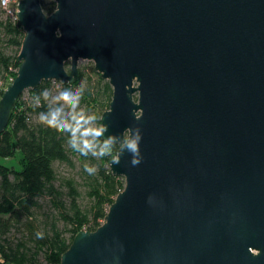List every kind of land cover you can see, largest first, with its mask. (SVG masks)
<instances>
[{
    "label": "water",
    "instance_id": "water-1",
    "mask_svg": "<svg viewBox=\"0 0 264 264\" xmlns=\"http://www.w3.org/2000/svg\"><path fill=\"white\" fill-rule=\"evenodd\" d=\"M42 1L17 6L0 134L25 91L72 85L79 61L112 89L104 137L142 133L139 165L108 161L124 189L104 222L59 264H264V0Z\"/></svg>",
    "mask_w": 264,
    "mask_h": 264
},
{
    "label": "trees",
    "instance_id": "trees-1",
    "mask_svg": "<svg viewBox=\"0 0 264 264\" xmlns=\"http://www.w3.org/2000/svg\"><path fill=\"white\" fill-rule=\"evenodd\" d=\"M55 8L52 0L42 1L46 15ZM23 39L24 32L17 20H0V80L5 82L0 97L9 86L8 80L16 77ZM66 66L68 69L69 64ZM96 76L98 84L94 87L90 84L91 76L78 70V79L72 86L83 84L84 99H89L97 109L108 110L112 89ZM49 86L50 81L42 82L29 90L32 100ZM40 99L43 107L33 108L32 101L27 105L21 95L6 130L0 134V264H59L62 254L81 231L93 232L104 222L109 207L124 189V179L113 176L108 168L112 156L96 161L95 175L82 168L79 180L58 176L55 165L71 164L70 154L79 153L68 148V133L32 120L33 115L48 108L56 109L47 98ZM118 148L113 150V156ZM80 158L88 162L92 159L90 154ZM10 159H16L18 166L3 163ZM41 199L52 202L53 215H39ZM38 231L44 233L43 239L36 238Z\"/></svg>",
    "mask_w": 264,
    "mask_h": 264
},
{
    "label": "clouds",
    "instance_id": "clouds-1",
    "mask_svg": "<svg viewBox=\"0 0 264 264\" xmlns=\"http://www.w3.org/2000/svg\"><path fill=\"white\" fill-rule=\"evenodd\" d=\"M59 11V9H58ZM20 13V10H19ZM59 34V32L57 33ZM71 87V86H69ZM85 86L82 84L80 87L75 88V93L70 94L68 89L60 91L58 99L63 100L67 104L79 105L81 99L84 96ZM46 94H50V91L45 89L39 95L35 96L32 100V107L38 108L43 107L41 104V97L47 98ZM62 109L48 108L46 111H42L38 115L39 122L50 128H55L57 131L68 133V143L70 147L79 153L81 156L87 157L91 154L96 159H102L104 157L112 156L111 163L119 164L122 154L127 151L131 154V164L137 166L142 161L140 152V142L142 140V133L139 127L126 128L122 134H109L106 138L104 137L105 132L108 131V125L105 123L97 124V116L91 114L87 120L82 121L80 118L77 119L76 125H73L68 118L61 115ZM136 120H140L142 116H137L136 111L134 112ZM94 122L95 127L88 130L87 135L91 136L92 139L89 141L84 138L83 134L77 137L75 133L80 130L82 123ZM119 145L118 155L113 156V150ZM84 171L89 175H95L98 171L96 165L85 164ZM37 239H43L44 233L38 231L36 233ZM249 248V252L253 256L259 255V251L256 249L253 253Z\"/></svg>",
    "mask_w": 264,
    "mask_h": 264
},
{
    "label": "rangeland",
    "instance_id": "rangeland-1",
    "mask_svg": "<svg viewBox=\"0 0 264 264\" xmlns=\"http://www.w3.org/2000/svg\"><path fill=\"white\" fill-rule=\"evenodd\" d=\"M44 1H46V0H44ZM5 19H6V16L2 12V10L0 9V20L2 21ZM78 70H82L89 77L91 76L90 77V78H92L91 83H90L91 86H94V87L97 86L98 78H97L96 74L99 77H100V75L94 71L93 62H91V61H79ZM104 81L107 82L106 80H104ZM0 82L5 84V82L2 80H0ZM85 85H87V84H85ZM69 86H71V87H69ZM65 88L68 89L70 94L75 93L76 87H73L72 85H69V84L64 85V83H62V82L50 81V86L47 89L50 91V94H46L47 102H49V104H51L56 109H62L61 115L65 118H68L73 125H76V123H77V119H75V118H80L82 121H84V120H87V118L91 114H95L97 116V118H98L97 124H100V117H101L100 114L105 112L107 109L104 107L102 109H99V108L97 109L94 106V103H90L89 99H84V96L81 99L79 105L67 104L63 100L58 99L60 91L64 90ZM22 100L27 105L31 104L32 98H31V95L28 91H25L22 94ZM94 107H95V109H94ZM32 120L33 121H39L38 116L33 115ZM94 127H95L94 122H84V123H82L80 130L77 131L75 133V135L77 137H80L83 134L84 138L90 141L92 139V137L87 135V133H88V130L90 128H94ZM68 148L70 150H72L70 145L68 146ZM91 158L92 159L89 160V162L83 161V158H80V154L73 153V154H70L71 164H56L55 170L57 171L58 176L60 178H75V179L79 180L80 170L82 168H84L85 164L96 165L95 163L98 159L94 158L92 155H91ZM17 159H18V156H17ZM3 163L11 164V165H14L15 167L18 166L16 159H10L6 162L4 161ZM108 168H109V166H108ZM81 201L83 203H86V200H81ZM40 203H41L42 207L38 212H39V215H41V217H44L48 214H52V213L54 214L55 213L54 212L55 210L51 206L52 202L49 199H41Z\"/></svg>",
    "mask_w": 264,
    "mask_h": 264
},
{
    "label": "built area",
    "instance_id": "built-area-1",
    "mask_svg": "<svg viewBox=\"0 0 264 264\" xmlns=\"http://www.w3.org/2000/svg\"><path fill=\"white\" fill-rule=\"evenodd\" d=\"M20 0H0V9L6 17L17 20V6ZM12 79L8 81L10 83ZM4 84L0 82V88H3ZM5 90V89H4Z\"/></svg>",
    "mask_w": 264,
    "mask_h": 264
}]
</instances>
